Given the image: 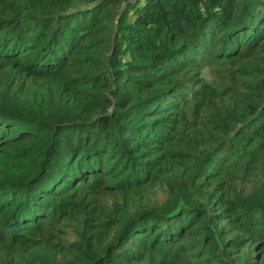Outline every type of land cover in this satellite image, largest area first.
I'll list each match as a JSON object with an SVG mask.
<instances>
[{
  "label": "trees",
  "instance_id": "1",
  "mask_svg": "<svg viewBox=\"0 0 264 264\" xmlns=\"http://www.w3.org/2000/svg\"><path fill=\"white\" fill-rule=\"evenodd\" d=\"M0 264H264V0H0Z\"/></svg>",
  "mask_w": 264,
  "mask_h": 264
}]
</instances>
